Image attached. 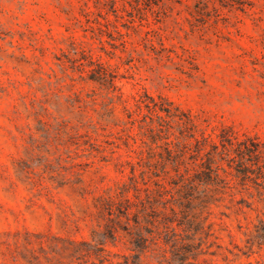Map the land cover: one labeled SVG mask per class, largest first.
<instances>
[{
	"label": "rangeland",
	"instance_id": "obj_1",
	"mask_svg": "<svg viewBox=\"0 0 264 264\" xmlns=\"http://www.w3.org/2000/svg\"><path fill=\"white\" fill-rule=\"evenodd\" d=\"M244 139L264 151V0H0V264H264ZM213 151L226 184L197 185Z\"/></svg>",
	"mask_w": 264,
	"mask_h": 264
},
{
	"label": "trees",
	"instance_id": "obj_2",
	"mask_svg": "<svg viewBox=\"0 0 264 264\" xmlns=\"http://www.w3.org/2000/svg\"><path fill=\"white\" fill-rule=\"evenodd\" d=\"M150 98V102L151 105H149V103L146 104V107L148 109H153V111L155 112H162L164 113L165 117H169L171 119L176 120V118L178 119V121H180V123L185 125H191L193 127V124L191 123V119L189 118L188 115H185V113L179 111L176 107H171L168 103H165L164 101H162V99H160V101H155L152 97H148ZM155 114V117L158 119V126H162L161 122H164L163 120V116L160 115L159 113ZM152 121V118H151ZM153 122V121H152ZM152 122L149 125V131L152 132V134L156 133L154 132V128L152 125ZM160 129V128H158ZM192 136V135H191ZM168 138V137H165ZM232 137L230 135V137H226V136H222L221 142H222V146H224L223 142H227L228 144L233 146V142H232ZM195 140V151L197 153H199L204 146L206 145V143L208 142V137L201 134L200 139L194 138ZM169 142L165 141L164 144L168 145ZM187 144L182 143V147L180 149H178L177 153L176 151H173L177 156H181L187 148ZM212 149H216L217 146L216 145H211ZM167 152L169 153V155L172 154L171 149H169L168 147L166 148ZM236 154L238 156V163L240 168L242 169H238L240 170L239 172L243 173L244 175H246L247 167L245 165H243L244 161L247 160L248 158H246L245 156H248L249 158H255L256 162L254 164H256V169L259 170L258 171V176H260L261 178H264V176L262 175V173L264 172V165H259L258 162L259 158L261 156L262 153H264V151H262L261 147L259 146L258 143H251V145L249 146L246 142V140H241L238 141L236 143V148H235ZM173 153V154H174ZM212 153L211 157H208L204 162L201 163L202 165V170L200 172H196L193 173V177L195 180H197V185H210L211 187H216V186H224V184H226L225 182V178L221 177L217 171V167H213L212 163H213V153H217V152H210V154ZM231 159V158H230ZM188 176L186 177L184 174H180V180L181 181H189L188 180ZM194 179H190V180H194ZM264 180V179H263ZM189 184V187H191L196 193L200 192L198 190V186L196 184H194V181L191 182H187V185ZM223 184V185H222ZM186 185V184H185ZM206 188L209 187H204V190ZM216 189V188H215ZM206 195H203V197H195L193 195H186V196H181L180 198L176 197V207L179 208V212H180V218L175 219H171L169 220L170 222H176V225L178 226V228H182L183 230L190 228L191 230H193L194 228H196V226H198V223H194L193 222L190 224V217H188L186 215V209L189 208V206L191 205L193 199L192 198H196L198 200V202H203L202 198H204ZM172 200H175L174 196H171ZM165 199H167L165 197ZM169 200V199H168ZM162 202V201H159ZM165 203V202H162ZM148 204H151V201L148 200ZM136 206V212H135V219H133V221L135 222V224H139L138 221V212L140 210H145V205L144 202H142V200L139 201V205L134 204ZM139 206V207H138ZM171 211H173V207H168ZM127 209L128 206L126 207V214H127ZM176 216H177V211H176ZM196 230H199L198 228ZM148 241V239L146 237H144L143 235L139 234L137 236V238L134 241V244L136 246H139L142 248L146 245V242ZM165 242H167L165 240ZM246 242L249 245H253L254 243L257 244L258 247H262L264 246V221L262 219L259 220V224L255 225L253 232L250 234V236L247 238ZM34 256V255H33ZM37 257V256H36ZM133 264H138L135 261L132 262ZM179 264H183V261L181 259V262Z\"/></svg>",
	"mask_w": 264,
	"mask_h": 264
}]
</instances>
